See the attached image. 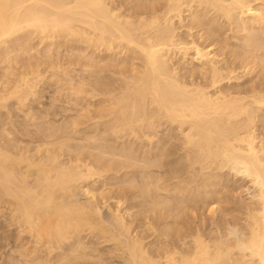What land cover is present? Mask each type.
I'll return each mask as SVG.
<instances>
[{
	"label": "bare ground",
	"instance_id": "6f19581e",
	"mask_svg": "<svg viewBox=\"0 0 264 264\" xmlns=\"http://www.w3.org/2000/svg\"><path fill=\"white\" fill-rule=\"evenodd\" d=\"M34 33L104 52L61 63L43 47L67 106L30 107ZM121 52L139 65L118 68ZM0 65V107L21 113L1 111L0 215L42 244L31 262L107 264L97 238L122 264H264V0H0ZM239 180L233 228L226 207L214 231L193 225Z\"/></svg>",
	"mask_w": 264,
	"mask_h": 264
},
{
	"label": "rangeland",
	"instance_id": "374dc122",
	"mask_svg": "<svg viewBox=\"0 0 264 264\" xmlns=\"http://www.w3.org/2000/svg\"><path fill=\"white\" fill-rule=\"evenodd\" d=\"M260 2V1H259ZM258 2V3H259ZM228 33V32H227ZM40 35V34H39ZM28 37V36H27ZM27 37H25V38H22L21 40H20V43L21 44H24V42H25V44H26V42L27 41H29L30 42V45H33V49H34V57H36V60H34V57L32 56V57H30V62H32V64H34V63H37V61L39 60V63L41 64L42 63V66H41V70H42V72H43V76H44V80L45 81H41L43 84H42V87L40 88V86H41V83H39L40 85H39V87H38V85L36 86V89L38 90L39 88H40V90H38V92H37V98H35V100H36V103H35V100H33L32 101V103L30 104V107L32 108V110L34 111H38V110H40L41 108L42 109H46V108H48V106H50V104L51 103H54V104H59V106L58 107H60V106H67L68 104L65 102V100H67V98L65 97V96H63V95H61V94H59L58 93V91H57V88L55 87L56 86V83L54 82V81H52V79H55V76H53L54 78H52L51 76L53 75V73H54V71H51L52 69L51 68H49V67H47L48 66V62L49 61H45V62H42V61H44L45 59L43 58V56L42 57H40V54L41 55H44V54H46V53H50V51L52 50V53H50V55H52V54H54V55H52V58L53 59H55V60H57V58H59V57H56L55 55H59L60 54V58H61V60H60V58L57 60V61H59V62H61V63H63V62H66L67 60L68 61H71L70 59H72V61H73V59H76V57H77V59L80 57V59L82 60V58H83V61H86L87 59H88V57H84V55H87L88 53V55H93V57L95 58H98L97 59V62H98V64L99 65H103L104 64V61H106L107 62V60L105 59H100V58H104L105 57V55H103L104 54V52H98V50H97V52H94V51H96V50H94V51H92V49L90 48V47H87V44L85 45V43H82V42H79V43H74V42H71V44H76L77 46H75L74 45V48L76 49V48H78L77 50H71V53L69 52L70 50V48H71V44H70V42L68 41V43H67V41L65 40V38L66 37H64L63 38V36H62V38L59 36V37H56V38H48V42H46V40H47V38H44V40H42V38H41V36H38L37 34H32V36H31V38H30V40H32V41H30L29 39L27 40ZM51 39V40H50ZM54 39V40H53ZM60 39V40H59ZM24 40V41H23ZM40 40V41H39ZM18 42V43H17ZM16 43L17 44H19V41H17ZM16 43H14V44H16ZM35 43V44H34ZM58 45H57V44ZM24 44V45H25ZM29 44V43H28ZM60 44V45H59ZM64 44V45H63ZM82 44V45H81ZM62 45H63V47H62ZM69 45H70V47H69ZM36 46V47H35ZM46 46V47H45ZM47 46H51V48H50V50H48V47ZM55 46H56V48H57V50H56V48H55ZM59 46V47H58ZM43 47H45L46 48V53H45V48H43ZM66 47V48H65ZM82 47V48H81ZM37 50H36V49ZM56 50V52H55V50ZM63 49H65V50H63ZM82 49V50H81ZM91 49V50H90ZM39 50V51H38ZM60 50V51H59ZM68 50V51H67ZM62 51V52H61ZM67 51V52H66ZM73 51L75 52V55H73L74 53H73ZM78 51H80V53H78ZM33 52V51H32ZM36 52H38V53H36ZM84 52V53H83ZM92 52V53H91ZM48 53V54H49ZM63 53V54H62ZM66 53V54H65ZM87 53V54H86ZM94 53V54H93ZM98 53V54H97ZM107 55H108V53L107 52H105ZM39 54V55H38ZM70 54H71V56H70ZM82 54V55H81ZM84 54V55H83ZM98 56H97V55ZM129 54H130V57H129ZM35 55H38V57L37 56H35ZM61 55H62V57H61ZM79 57H78V56ZM106 55V56H107ZM113 56H112V58H113V61H115L114 63H117V67L119 68H123V66H124V68H131V67H134V66H137V65H139V60H137L136 61V58L135 59H132V60H130V58H132V54L131 53H127L126 54V56L123 54V52H121V53H118V55H117V53L116 54H112ZM124 55V56H123ZM75 57V58H74ZM85 58H87V59H85ZM96 58L95 59H92L91 61H89L90 63H92L93 62V64L94 63H96ZM32 59V60H31ZM79 59V60H80ZM128 59H129V61H128ZM88 60H90V58L88 59ZM87 60V61H88ZM34 61V62H33ZM63 61V62H62ZM120 61V62H119ZM122 61V62H121ZM124 61V62H123ZM24 62V61H23ZM130 62V63H129ZM22 63V62H21ZM102 63V64H101ZM23 64H25V62L23 63ZM129 64H131V66L129 65ZM18 65L20 66V64L18 63L16 66L17 67H15V69L16 70H20V68L22 67V66H20V67H18ZM1 66V65H0ZM44 70H43V69ZM44 72H45V74H44ZM59 73H61V72H59ZM245 72H243V73H241V75H242V77L241 78H243V79H240L241 80V82L242 81H245V79L247 78V77H249L250 78V74H249V76H247L246 74H244ZM47 74V75H46ZM246 75V76H245ZM252 75H254V74H252ZM243 76H245V77H243ZM248 78V79H249ZM48 79V80H47ZM51 79V80H50ZM248 79H246V81L248 80ZM254 81H255V78H254ZM47 82V83H46ZM49 82V83H48ZM54 82V83H53ZM50 86V87H49ZM56 89V90H55ZM54 91V92H53ZM39 94H41V95H39ZM38 95H39V97H38ZM52 95H54V96H52ZM58 96V97H56V96ZM48 96V97H47ZM35 97H36V95H35ZM44 97V98H43ZM50 97H51V99H50ZM58 98V100H55L54 102H53V98ZM39 99H40V101H39ZM41 99H43V100H41ZM59 99H61L60 100V102H59ZM65 99V100H64ZM48 100H49V103H48ZM62 100H63V103H62ZM11 101V102H10ZM58 101V102H57ZM14 101H12V100H9L8 101V107L6 108V109H10L11 111H12V108H14V105L12 104L11 105V103H13ZM40 102H43V103H41L40 104ZM9 103H10V105H9ZM38 103H39V105H38ZM36 106H35V105ZM61 104V105H60ZM47 105V106H46ZM11 106V107H10ZM44 106H45V108H44ZM72 107L73 108H77L76 106H74V105H72ZM37 108V109H36ZM0 116H1V114H2V116L4 115V118L2 117V119H5V116H6V109H4V108H1L0 107ZM1 111H2V113H1ZM14 116H16V118L18 119V121H20V117H19V115H21V113H19V111L17 112H15V108H14ZM16 113H18V114H16ZM17 115H18V117H17ZM236 178H238V177H236ZM240 181V180H239ZM239 181H236L235 183H234V185L236 186L235 187V193L234 192H232L231 194H236L237 196H235V195H232V201H233V203H232V201H231V198L228 200V202L225 204V205H223V204H221L220 206H222V208H221V210H220V212L218 211V212H216V214H214L215 216L213 217V216H211V217H213V218H210L209 216V214L207 213V211H205V214H204V211L202 212V211H200L199 213L197 212V217L193 220L194 221V224H193V222H192V224L193 225H200L206 232H209L208 231V228H209V230H212V231H214L215 230V225L221 220V217H223L224 216V218H225V215H223V214H225V212L227 213V216H226V219H224V220H221L220 222L221 223H219V224H221V225H223V224H225V223H228V224H225L226 226L225 227H227V228H233V225H234V217H232V216H230V212H231V209L232 210H237L238 208H240V206L242 207V206H244L245 205V203H248L247 202V199H248V201H250L249 199H250V191H248V190H244V189H246V188H244L245 186V183L244 182H242V181H240V182H242V184L241 183H239ZM101 183L100 182H98L97 183V185H100ZM240 186L241 185V187H238L237 188V186ZM107 187H104V190H103V194H105L106 193V191L105 190H107L106 189ZM240 188H241V191H239L240 190ZM77 190V189H76ZM105 192V193H104ZM238 192V193H237ZM78 193V194H77ZM107 194V193H106ZM231 194H230V196L229 197H231ZM79 195V196H78ZM75 196L77 197V198H79L80 199V201H86V196L84 195V193H82V191L81 190H79V188H78V191H75ZM233 196L235 197V199H237V200H235L234 198H233ZM237 197V198H236ZM249 197V198H248ZM85 198V199H84ZM98 200H97V203L99 204H101V200H100V198L98 197L97 198ZM135 201H136V199H135ZM242 201V202H241ZM245 201V203H243ZM110 202L112 203L113 201H111L110 200ZM109 202V203H110ZM234 202H237L236 204L234 203ZM239 202V203H238ZM229 203V204H228ZM230 203H231V205H230ZM228 204V205H227ZM233 204H235L236 206H237V208L235 207L234 209H233ZM238 204L240 205V206H238ZM227 205V206H226ZM229 205H230V209H229ZM224 207H226V211L223 213V209H224ZM99 208L101 209V211H100V214H101V216L103 217V218H106L108 215H109V211L107 210V208H105V207H102V204L101 205H99ZM227 210H229L230 212H227ZM133 211H134V213H135V211H139V208H138V210H137V208L135 209H133ZM132 211V212H133ZM233 212V211H232ZM231 212V213H232ZM203 213V214H202ZM198 214H200L199 216H198ZM207 214H208V216H207ZM220 214H222V215H220ZM233 214V216H235V217H237V215L236 214H238V212H236V214H234V213H232ZM231 214V215H232ZM135 215H139V212H137V214L135 213ZM135 215H134V217H135ZM136 216V224H138L139 222H141V221H138V219H139V217H137ZM141 216L142 215H140V219L139 220H141ZM192 216V215H191ZM205 216H206V218H205ZM2 218H4V217H2L1 215H0V264H32L34 261H36L37 262V260H39L40 258H44V256H45V253H44V250H43V248H42V244L41 243H39V242H36L35 240H33V238L32 237H30V235L26 232V231H22V229H21V227H19L18 226V228H17V225H15V224H10V222L8 221V220H6L5 218L3 219V222H2ZM199 219H201L202 220V222H201V220H199ZM205 219V220H204ZM212 219V220H211ZM198 220V221H197ZM204 220V221H203ZM214 220V221H213ZM222 221H223V224H222ZM225 221V222H224ZM200 222V224H198ZM217 222V223H216ZM196 223V224H195ZM203 223V225H201ZM230 223H232V224H230ZM140 224V223H139ZM214 226H213V225ZM9 226V227H8ZM15 226H16V228H15ZM148 226V225H147ZM232 226V227H231ZM5 227V228H4ZM14 227V228H13ZM145 227H146V225L143 227L144 229H145ZM205 227H206V229H205ZM211 227V228H210ZM143 228H142V231H143ZM148 228H149V226H148ZM21 230V232H20V230ZM15 230H18V231H15ZM203 230V231H204ZM9 231V232H8ZM146 232H147V229L145 230ZM145 231H143L142 232V236H143V234H144V238H146V240H147V242L151 239V237H149V239H147V235L150 233V231H151V229L149 228V230H148V232H147V234H146V232ZM141 234V233H140ZM145 235H146V237H145ZM4 240H2V239ZM32 238V239H31ZM30 239H31V241L32 242H30ZM87 239V241H88V239L89 238H86ZM85 239V240H86ZM20 241V242H19ZM89 241H92V243H95L94 245H96V248H98V250H99V252L101 253V256H102V258L103 259H106L107 260V262H109V263H107V264H122L123 263V261H121V260H123V257L125 256V253H123L122 255H123V257H121V254L120 253H118V252H116V251H111V253H110V251H108V249H109V247H110V243H108V242H102V239H98L97 240V238L96 239H89ZM6 242V243H5ZM101 242H102V244H101ZM146 242V241H145ZM38 245H37V244ZM21 244V245H20ZM40 244H41V246H40ZM14 245H17V246H14ZM29 245V246H28ZM38 246V247H37ZM98 246V247H97ZM3 247V248H2ZM21 247V248H20ZM28 247V248H27ZM1 249H2V251H1ZM9 249H11V250H9ZM19 251H18V250ZM40 249V250H39ZM17 250V251H16ZM36 250H38V252H36ZM103 250H104V253H103ZM16 251V252H15ZM102 251V252H101ZM22 252H23V255H22ZM40 252H41V255H40ZM109 254H108V253ZM1 253H2V255H1ZM19 253V255H17ZM31 253H32V256H31ZM20 254H21V256H20ZM30 256H29V255ZM37 254V255H36ZM11 255V256H10ZM119 257H118V256ZM9 256H10V258H9ZM108 256V257H107ZM112 256H113V258H112ZM19 257H20V259H19ZM27 257V258H26ZM37 257L39 258V259H37ZM121 257V258H120ZM6 258V259H5ZM30 258V259H29ZM3 259V260H2ZM31 259H32V261L33 262H31ZM115 259V260H114ZM5 260V261H4ZM27 260H29L28 262H27ZM114 260V261H113ZM18 261H20V263H18ZM25 261V262H24ZM84 261V262H83ZM95 261H96V259L94 260V259H92V262L93 263H95ZM80 262V264H92V262H91V259L90 260H82V261H79ZM113 262V263H112ZM34 264V263H33ZM70 264H75V263H70ZM77 264H79V263H77Z\"/></svg>",
	"mask_w": 264,
	"mask_h": 264
}]
</instances>
